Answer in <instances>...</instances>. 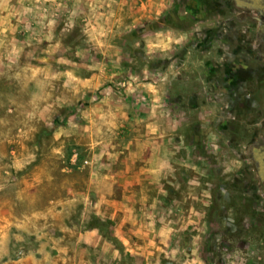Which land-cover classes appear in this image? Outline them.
<instances>
[{"label": "clouds", "instance_id": "9594fccd", "mask_svg": "<svg viewBox=\"0 0 264 264\" xmlns=\"http://www.w3.org/2000/svg\"><path fill=\"white\" fill-rule=\"evenodd\" d=\"M230 19L183 0H0V264H264L260 170L249 213L224 199L255 164L225 125L264 127L248 81L209 68L249 71Z\"/></svg>", "mask_w": 264, "mask_h": 264}, {"label": "rangeland", "instance_id": "374dc122", "mask_svg": "<svg viewBox=\"0 0 264 264\" xmlns=\"http://www.w3.org/2000/svg\"><path fill=\"white\" fill-rule=\"evenodd\" d=\"M184 6L191 13H202L204 17L216 16L219 13L222 16L231 17L229 20L230 28L234 29V34L232 40L234 41V47L237 54L243 52V56L237 55L235 57V62L239 63L243 60L244 63L249 65V71H244L243 69L233 70L232 67L225 65L226 71L222 74L221 77L217 78L215 73L217 69L209 65L210 71H214V79H218L219 84L223 87H230L233 90H237L242 87L245 81H248L251 89L254 90L256 97L264 100V53H263V22L262 17L258 14L254 16H238L236 10V1L234 0H224V6L222 7L220 0H183ZM177 10L181 9V4L176 5ZM251 20V23L247 19ZM259 28V47L261 55L257 56L256 53L252 52L249 45L252 44L253 40L257 39V31ZM219 32V29H217ZM213 33H208V38L211 40ZM219 39V36L217 37ZM226 41V39H225ZM200 48L207 47V42L200 43ZM228 55V53H221ZM230 59V57H229ZM254 70V71H253ZM254 77V79L252 78ZM232 80L233 83L229 85L228 81ZM187 100V96L185 97ZM227 119V116H226ZM243 119L247 121L244 125H237L234 131L229 130V126L225 125L224 131L227 132L229 136L235 135L238 138V146L240 148V154L245 156L246 161H255L252 152L257 151V149L262 145L264 140V127L257 128L253 123V117L250 113H244ZM253 167L256 168L255 164L247 163L245 164V173L243 174L242 179H236L234 183H229V187L232 192L231 195H226L224 199L230 200L228 206H237V210L242 213H249V205L251 201L245 200L244 192L246 187L252 186L256 180V177L252 174ZM212 212H217L220 216L224 213L220 211L216 205H213V209L210 210V215ZM253 216V224L251 232L260 233L261 236H264V230H262V225L255 222L256 213H251ZM213 227H219V224H214ZM237 228H240V231H237ZM229 232H234L235 235L232 237L234 241L240 240L241 232L243 231L242 221L238 218L235 225L232 228L228 229Z\"/></svg>", "mask_w": 264, "mask_h": 264}, {"label": "flooded vegetation", "instance_id": "af4514ba", "mask_svg": "<svg viewBox=\"0 0 264 264\" xmlns=\"http://www.w3.org/2000/svg\"><path fill=\"white\" fill-rule=\"evenodd\" d=\"M244 3L248 4L249 6L253 7L258 15L262 17L263 22V32H264V0H243ZM264 36V35H263ZM264 43V37H263ZM263 53H264V46H263ZM262 145L257 149V151H253V157L256 161V168H258L261 172V179L264 180V140L262 141Z\"/></svg>", "mask_w": 264, "mask_h": 264}, {"label": "crops", "instance_id": "0c3cea01", "mask_svg": "<svg viewBox=\"0 0 264 264\" xmlns=\"http://www.w3.org/2000/svg\"><path fill=\"white\" fill-rule=\"evenodd\" d=\"M236 1V0H234ZM236 10H237V15L238 16H254L256 14H258V12H256V10L249 6L248 4L244 3V1L242 0V3H237L236 2ZM247 19V18H246ZM248 22H250L251 25H253V23H251V20L247 19ZM227 42V41H225ZM232 45L234 46V41H231ZM230 59H234L233 57L229 56ZM217 69V68H216ZM214 74V71L212 72Z\"/></svg>", "mask_w": 264, "mask_h": 264}]
</instances>
